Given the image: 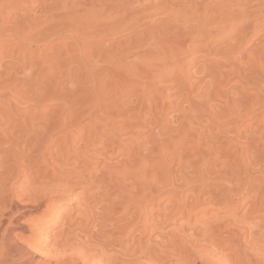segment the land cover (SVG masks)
Here are the masks:
<instances>
[{
	"label": "bare ground",
	"instance_id": "obj_1",
	"mask_svg": "<svg viewBox=\"0 0 264 264\" xmlns=\"http://www.w3.org/2000/svg\"><path fill=\"white\" fill-rule=\"evenodd\" d=\"M97 1L100 7L91 16L89 9L82 6L90 0H79L76 10L82 9L81 14L57 19L53 15L56 5L60 3L64 9L66 0H39L34 16L22 12L21 6L6 12L9 1L0 0V48L5 47L0 53L12 59L17 52L15 66L12 62L0 63V77L7 75L5 80L12 77L13 81L30 78L29 83L35 87L41 71L36 73L34 65L42 60L50 72L41 80L39 89L36 86L31 93H39L38 98L49 95L47 100L53 98L50 92L58 88L67 94L56 126L48 128L45 123L34 128L29 122L9 133V143L0 137V152L5 153L0 155V264H153L154 258L167 259L168 264H193L199 257L201 262L207 259L211 264H244L250 260L264 264V231L246 220L252 210L264 216V156H256L259 142L254 143L252 135L246 136L242 142L233 141L234 152L228 153L217 141L218 132L201 125L198 118L192 120L180 107L184 118L167 120L158 106L168 97L165 89L175 84L170 79L175 78L179 86L182 81L192 84L182 58L193 55L196 49L191 41L182 47L186 37L194 41L193 32L199 26L215 23L213 27L218 29L228 19L235 21V29L240 17L247 22L252 20V31H260L257 29L264 25V4L256 12L245 9L251 2L264 0H157L148 17L162 12L172 21L161 26L162 30L145 26L122 41L113 40L114 47L103 42L122 31H90L99 25L106 7L105 0ZM140 1L122 0L115 4L119 7L117 15L150 6L149 2ZM32 9L29 7L28 11ZM210 11L217 13L208 16ZM59 23H69L71 27L58 28ZM133 23L130 21L125 28L133 27ZM186 26L190 31H182ZM45 28L50 30L41 31ZM226 32L211 30L209 36L213 39L205 48L211 51L217 40L228 36ZM220 51L217 50L213 64L201 62L200 74L209 75V67H218L221 72L234 71L240 77L245 70L253 71L264 79V64L251 65L247 60L246 69L234 57L221 55L223 49ZM50 52H55L52 63L40 58ZM32 57L36 60L32 61ZM229 61L232 67L228 69L225 65ZM63 77L71 83L69 87L61 85ZM54 78L57 80L52 83ZM83 82L88 85L82 86ZM255 86L256 94L264 92L263 84ZM208 87V97L196 100L200 107L206 104L212 108L210 97L221 96L213 89L217 85L208 83ZM221 98L230 105L231 113L242 107L244 110L243 99L226 95ZM89 99L94 103L82 108ZM124 109L131 110L150 133L142 147L134 145L125 157L109 162L108 158L117 154L115 147L122 137L101 118L113 117ZM244 113L250 116L249 120L261 123V127H256L261 132L256 138L261 140L264 99ZM244 117L239 114L234 119ZM183 124L187 128L182 136ZM0 134H5L1 125ZM82 134L86 136L82 138ZM186 136L195 157L181 149ZM77 138L83 140L77 146L80 150L74 148ZM41 144H45V150L55 146L50 155L53 160L31 158L32 151ZM71 159L76 163L73 166H69ZM217 162L221 163L219 167ZM100 164L99 170H105V175L103 171L93 172ZM83 196L88 200L81 199ZM232 197L236 198L233 212L250 202L241 218L210 214L202 219L200 229L188 235L182 232V224L176 225L178 219L188 218L196 211L206 212L216 204H224L218 208L223 210ZM163 201L165 205L161 206ZM71 202L79 205L78 216L64 222L49 250L38 252L35 245L39 235L53 226L59 206L66 207ZM32 210L38 211L31 214ZM115 213L124 221L117 226L109 221ZM168 224L176 227L165 230ZM14 227L24 228L13 230ZM221 231L231 234L229 238L237 243L234 251L224 253L214 242ZM190 254L194 257L188 258Z\"/></svg>",
	"mask_w": 264,
	"mask_h": 264
},
{
	"label": "rangeland",
	"instance_id": "obj_2",
	"mask_svg": "<svg viewBox=\"0 0 264 264\" xmlns=\"http://www.w3.org/2000/svg\"><path fill=\"white\" fill-rule=\"evenodd\" d=\"M9 5L5 8L6 12H12L17 7L22 8V12L30 13L31 15L37 14V7L39 4V0H8ZM71 1V2H70ZM122 0H105V6L102 10L101 17H100V23L97 25L96 29L90 30V31H122L119 34H117L114 39L111 40V38H107L104 40L103 44H110L109 47H114V41H122L125 38L129 37L132 34L139 33V30H142L145 26H147L148 29H152L155 31L162 30L161 26L169 24L172 19L171 17H164L162 16V12H156L152 17L149 18L148 14L151 12V9L153 7V2H156L157 0H141L140 3L143 2H149L150 6L146 5L141 7L138 10H131L126 15H117V11L119 9L115 7V4H118ZM220 2V0H217ZM44 3V1H42ZM67 7L63 9L62 6H60V3H57V8L53 12V15L56 16V18H64L66 15L69 17L75 16L77 13L82 12V9L76 10L77 7L80 5L79 0H66ZM111 4V5H110ZM264 4V1L259 3H252L248 5V7L245 9L246 12H256V10ZM108 5L111 6V9L108 8ZM202 5V4H200ZM84 8L89 9L90 16L92 15V12L99 9L100 5L97 0H90V2H87L83 4ZM29 7L32 9V11H28ZM234 7V11L235 9ZM48 8V7H47ZM85 9V10H86ZM70 10V13H69ZM88 11V10H87ZM219 11V10H218ZM86 12V11H85ZM198 12V11H197ZM236 12V11H235ZM234 12V13H235ZM162 13V14H161ZM216 12H208V16L215 15ZM74 14V15H73ZM81 14V13H79ZM12 18V17H11ZM92 20V19H91ZM239 21L238 27L233 28L235 25L234 20H226L222 24H219L218 29H215L213 26L214 24H211L209 27L206 26H199L197 28V31L193 32V38H195L194 41L191 40V37H186V41L182 43V47H187L189 42L192 43V48L196 49L193 55H186L182 58V60L185 62L186 70L189 73L188 76H186L190 81L192 82L191 86H188L186 82L182 81V86H179V83L176 81L175 78L170 79V81H174L175 84L167 87L165 89V93L168 95L166 99H163V102L159 104L158 106H161L162 109V117L165 119L173 120L175 117H177L179 120L184 118V114L179 113V108L181 107L185 112L187 113L188 117L194 120L195 118L199 120L201 125H206L209 127V129L218 132L217 134V141L220 142L221 146L225 148V151L230 153L234 152L233 148L231 146V143L234 142H242L243 139L246 136L252 135L255 138L252 139V141L259 142L258 149L260 152L258 155L264 156V135L261 140H258L256 138V135H260V130H257L256 127L260 126L261 123H259L256 119L251 120L248 119V115H246L244 112L246 110L251 109L253 105L258 101H262L264 99V92L256 94V83L263 84L264 89V79H260L255 75V72H250L249 70H245L244 73H242V76L236 75L234 71L232 73L227 72H221L218 67H209L207 70L210 71L209 75H203L200 74L198 71L201 70L203 64L202 61H205L208 65H211L215 62V56L217 53V50L223 49L221 52V55L234 57L236 59V62H239L243 64V66L247 69L246 61L248 60L251 65H260L264 64V25H259L257 30L260 31H252L253 29V23L252 20L242 19L241 17L237 19ZM90 21V20H89ZM130 21H133L134 23L131 25L133 27L125 28ZM63 22V21H62ZM183 22V21H182ZM10 23V22H9ZM8 23V24H9ZM179 24H182L181 22ZM151 25V26H148ZM56 27V26H55ZM58 28L66 29L68 27H71V24L69 23H59L57 24ZM190 27L186 26L182 31H190ZM234 29V30H233ZM49 29H42L41 31H48ZM213 31H227L228 33L227 37H220L224 39H219L215 42L212 46L211 51L206 49V45H208L209 41L213 39L209 36V32ZM194 31V30H193ZM146 34V32H145ZM188 38V39H187ZM114 40V41H113ZM112 42V43H111ZM101 44V45H103ZM112 45V46H111ZM114 45V46H113ZM257 46H260L257 47ZM259 48V50L255 48ZM2 47L0 50H4ZM194 51V50H193ZM225 51H228L224 54ZM212 53H215L212 54ZM53 55H55V52L49 53L48 56L43 55L40 58H46L51 63L53 62V59L51 58ZM17 56V52H15L14 57L12 59L5 57L4 55H1L0 53V63L4 62L5 64L12 62L11 64L15 66V57ZM261 58V59H260ZM14 59V60H13ZM32 61H35L36 58L32 57ZM191 60L190 63H186V61ZM204 62V63H205ZM49 66H46V62L44 63L42 60L36 61L34 68L38 69L36 73L41 71V74H39L35 80V87L39 89V85L41 84V80H43L50 71L48 68ZM232 63L229 61L228 64L225 65V68H231ZM7 76V75H6ZM6 76L0 77V125L4 130V135L0 134V137H5L6 141L8 142V139L11 138L9 133L15 129H19L21 125L29 124L31 122L33 124L34 128H38L42 126L43 124H49L48 128H51L53 126L57 125V114L60 112V110L64 107L63 106V100L67 99V94L65 92H61V88L56 89L55 91H51L52 99H48L49 97L43 98L44 95H40L42 98L39 97V93L33 92L35 91L33 86H31V83H29L30 78H26L25 80H19V81H13L12 77L9 79H6ZM245 76V78H244ZM57 78H54L52 80V83L56 82ZM61 85L65 87H69L71 83H68L67 79L65 80L64 77L61 78ZM208 83L217 85V87L213 88L216 92H219L221 95L220 97L211 96L210 99L213 100V107L208 108L207 105H203V107H200V104L197 105L196 100H202L205 99L206 96L208 97V92L210 88L208 87ZM86 82L82 83V86H84ZM88 85V84H86ZM208 87V88H207ZM64 88V87H63ZM33 89V90H32ZM32 90V91H31ZM38 91V90H37ZM264 91V90H263ZM230 93V95L228 94ZM38 94V95H37ZM228 94V95H227ZM66 95V97H65ZM85 94H82V96ZM228 96L229 98L232 96H236L238 98H241L244 100V110L243 107L241 109H235V112L231 113L230 105L228 106L225 102V100L221 97ZM69 96V95H68ZM152 96L151 93L148 94V97L150 98ZM188 97V101L186 102L185 98ZM86 102V101H83ZM87 103H94L92 99H89L86 103H82V108H85L88 105H85ZM84 104V105H83ZM44 106V107H43ZM85 106V107H84ZM176 107V108H173ZM146 108V107H145ZM131 110L124 109V111L118 112L117 115H114L113 117L107 118L102 117L101 122L102 123H109V127H112L121 134V141L119 145H117L115 148L117 150V154H113V156L109 157V162H115L119 160L122 157H125L127 154H129V150L134 145L138 148L142 147L145 143V140L150 133L148 129H146V126L141 124L139 122V119H137L134 116V113L130 112ZM211 112V114H210ZM108 114V113H107ZM243 114L245 115L244 118H241L240 120L234 119L236 115ZM251 114V113H250ZM110 115V113L108 114ZM178 115V116H176ZM194 118V119H193ZM210 120H213V122H210ZM253 121V122H252ZM241 127L238 129V127ZM246 126V127H245ZM28 127V126H27ZM27 127L25 129H27ZM85 128H88V125L85 126ZM184 128H187L186 124H183L182 126V136L185 134ZM143 130V131H142ZM31 129L28 127V130L26 133H29ZM15 136V133L13 134ZM86 134H82V138L85 137ZM9 143V142H8ZM83 140L77 138L74 148L77 150V146L82 144ZM191 140H189V136H186L182 139V150H186V153L189 157H195L196 154L193 153V149L190 147ZM45 144L39 145L35 150L31 153V158L33 160H40L42 159H49L50 161L53 160L50 158L51 153L54 151L55 146L53 148H50L49 150L44 149ZM11 147H14V144H11ZM89 152H92L93 150H88ZM120 151V152H119ZM263 153H262V152ZM261 153V154H260ZM0 155H5L4 152H0ZM155 159V158H154ZM222 157L218 161H221ZM74 159H71L69 166L75 165ZM221 165L220 162L216 163V166L219 167ZM101 167V164L94 167L93 172H102V174L105 173V170H99ZM91 190L88 189L87 192ZM264 194V191L262 192ZM81 199H86V196L81 197ZM236 198L232 197L229 198V204L226 208L223 210L221 207L224 206V204H216L212 208H209L208 211H196L195 213L191 214L190 217H182L177 220V224H182V232L187 233H193V231H197L200 229L201 221L203 218L209 216L210 214H216L218 216H221L222 218L227 216H233V218L239 219L243 216L244 210L246 206L250 203L247 202L242 208H239V210L233 212V205L235 204ZM166 201L162 202V205H165ZM157 205H154V208H156ZM219 208V209H218ZM59 210L56 211V214L58 215L57 218L54 220L53 226L46 229L44 233L39 235L38 242L35 245V248L38 249V252H46L50 249V246L57 238V231L60 230L63 227V224L65 221H71L75 219L78 215V213L81 211L79 205L76 202H71L68 204V206L63 207L59 206ZM61 209V210H60ZM120 210V209H117ZM38 210H32L29 211L31 214L37 212ZM28 213V212H26ZM233 213V215H230ZM250 215V216H249ZM25 216V215H24ZM117 216V213L113 215L109 221L112 222L113 226H117L122 224L123 218L121 217H115ZM249 216V217H248ZM246 220L249 222V224L253 225L255 229H259L261 232L264 231V216L260 215L259 212L252 210L247 214ZM175 224H168L165 227V230H172L176 227ZM191 226H194L195 229L191 228ZM24 227H14L13 230H20ZM222 230V229H221ZM115 234H121V233H115ZM192 234V235H193ZM186 237H189L187 236ZM156 236V234H154ZM231 234L226 233L224 231H221L218 236L215 237V243L218 244L224 251V253H230L234 251L235 247L237 246V243L232 241V239L229 238ZM241 252V251H240ZM250 253V252H249ZM248 253V254H249ZM194 257L193 254L188 255V258ZM202 257H199L197 261H195L193 264H211L210 262H207V259H203L201 262ZM205 260V261H204ZM245 261V260H244ZM167 259L163 258H154L153 264H168ZM213 262V260H212ZM244 264H254L253 260L247 261Z\"/></svg>",
	"mask_w": 264,
	"mask_h": 264
}]
</instances>
